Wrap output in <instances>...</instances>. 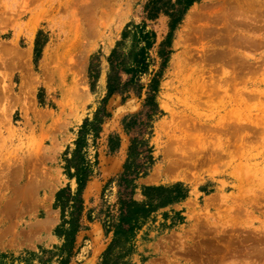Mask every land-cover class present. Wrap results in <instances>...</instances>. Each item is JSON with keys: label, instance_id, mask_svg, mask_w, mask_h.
Masks as SVG:
<instances>
[{"label": "rangeland", "instance_id": "1", "mask_svg": "<svg viewBox=\"0 0 264 264\" xmlns=\"http://www.w3.org/2000/svg\"><path fill=\"white\" fill-rule=\"evenodd\" d=\"M146 1L101 0L95 6L87 0H0L4 264L59 260L62 238L53 229L61 211L66 219L74 211L77 187L68 160L84 119L102 105L109 53L118 44L123 54L129 48L130 23L153 32L146 72L135 70L131 80V72H117L120 84L128 85L105 101L109 116L97 136L87 135L83 155L90 176L79 216L84 227L68 264H100L117 220L120 173L132 137L147 141L136 159L146 175L135 180L132 198L144 199V185L176 182L187 196L151 214L129 264H264V0H199L188 9L173 33L157 109L149 116L144 101L161 68L168 18L148 19ZM36 37L40 54L34 63ZM73 80L84 90L82 107L75 96L62 95ZM135 114L127 129L124 117ZM53 144L56 152H46Z\"/></svg>", "mask_w": 264, "mask_h": 264}, {"label": "trees", "instance_id": "2", "mask_svg": "<svg viewBox=\"0 0 264 264\" xmlns=\"http://www.w3.org/2000/svg\"><path fill=\"white\" fill-rule=\"evenodd\" d=\"M199 0H147L144 3L145 15L148 19H155L159 14H163L168 18V31L163 41V46L160 49L162 57L161 68L150 80L148 94L145 98L144 105L149 106V115L152 114V109L156 110V94L159 87V76L162 75L169 61V56L172 52L171 43L174 31L178 28L183 20L188 9ZM133 27L131 34V43L125 54L121 52L122 45L119 44L114 47L109 53L107 59L109 62V72L106 82V94L102 99V105L98 107L92 119L85 118L78 130V135L75 140V147L73 149V157L68 160V168L74 167V172L69 174V178H75L76 190L71 196L74 211L68 219L65 218L63 212H60V223L55 226L53 233L62 238V243L58 246L57 253L59 260L56 264H68L70 258L78 252L79 247L75 250V236L84 226L80 222V212L82 210L81 193L85 183L89 179L90 172L86 167V159L83 155V149L86 146L87 135L91 133L96 137L100 129L101 123L109 116L104 113L103 105L105 101L116 91L126 88L128 82L120 84V77L118 71L123 73L131 72L132 79L133 72L137 69H142L146 72V49L151 47V37L153 32L145 31V24L141 26H133L130 23L128 29ZM136 30H138L136 32ZM39 34V33H38ZM143 42V45H139ZM40 54V43L38 37L34 42V63ZM138 67V68H137ZM89 75L94 73L90 65ZM101 112L103 115L101 116ZM135 115L124 117V126L129 129L135 121ZM146 140L142 138L132 137L128 146L127 157L123 163L122 171L120 173V182L124 188L120 190L118 198V214L117 220L111 225L112 238L106 248L100 255V264H129L131 254L135 250L134 241L139 230L147 223L151 214L158 208L167 206L169 204L182 201L187 196L186 188L179 182L172 184L159 185H144L141 187V194L144 199L136 201L132 198L135 189V180L140 176H145L146 172L140 171L138 167L137 157L140 154L138 146L140 144L146 145ZM146 158L148 163L152 162L151 151L146 148ZM73 162V164L71 163ZM128 190V191H127ZM65 188L56 193V198L60 197ZM125 191V193H124ZM125 195V196H124ZM107 231H109L107 229ZM4 254L0 253V264H4L2 258ZM49 261V260H48ZM47 261V262H48ZM47 264V263H45Z\"/></svg>", "mask_w": 264, "mask_h": 264}, {"label": "bare ground", "instance_id": "3", "mask_svg": "<svg viewBox=\"0 0 264 264\" xmlns=\"http://www.w3.org/2000/svg\"><path fill=\"white\" fill-rule=\"evenodd\" d=\"M87 2L88 3H90V4H95V6L96 5H98L100 2H101V0H87ZM196 7H193V8H191L190 9V11H189V13L187 14V16H186V20L187 19H190V17L192 16V14L194 15V13L193 12H195L196 10ZM104 13V11L102 12V14ZM115 17V16H114ZM121 16H119V15H117L116 17H115V20H120L121 18H120ZM186 20H185V22H186ZM96 26V25H95ZM105 26V25H104ZM105 34V33H104ZM57 48V47H56ZM56 48H54L53 49V51H52V53H55V50H56ZM175 63H176V56H174L173 58H172V62H171V68H172V70H174L175 69ZM63 80H64V78H63ZM75 80H77V79H75ZM103 80V79H102ZM74 81V80H73ZM236 82V81H235ZM64 88V87H63ZM65 93H68V94H70V96H75L77 99H78V101H79V103L81 104V107H82V105L84 104V101H85V99H86V96H85V94H84V90H83V88L81 87V84H79V81H74L73 82V84H71V86L70 87H68V88H65V89H62V95H64ZM89 96V95H88ZM234 101V100H233ZM235 101H236V99H235ZM69 105H71V104H69ZM74 106V105H73ZM72 106V107H73ZM76 106V105H75ZM74 106V107H75ZM73 107V108H74ZM79 109H81L80 107H79ZM61 110V109H60ZM69 111H72L71 109L69 110L68 109V112ZM60 114H63V111L61 112L60 111ZM163 122V121H162ZM233 133V132H232ZM236 136V135H235ZM234 136V137H235ZM43 150V149H42ZM35 151V150H34ZM46 152H51L52 154L54 153V152H56V145H54L53 144V148L51 147V148H48L47 149V151ZM47 154V153H46ZM52 154H50V155H52ZM49 155V156H50ZM41 157L42 158H44V157H46V158H49V157H47V155H44V157L41 155ZM45 158V159H46ZM28 160V159H27ZM38 163V162H37ZM45 163V162H44ZM27 164V163H26ZM156 168V167H155ZM154 172H155V170H154ZM237 174V173H236ZM244 174V173H243ZM152 175V174H151ZM152 178H153V175L151 176ZM150 177V178H151ZM149 178V179H150ZM43 182V181H42ZM41 182V183H42ZM40 183V184H41ZM89 262V261H88Z\"/></svg>", "mask_w": 264, "mask_h": 264}]
</instances>
